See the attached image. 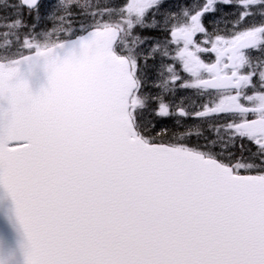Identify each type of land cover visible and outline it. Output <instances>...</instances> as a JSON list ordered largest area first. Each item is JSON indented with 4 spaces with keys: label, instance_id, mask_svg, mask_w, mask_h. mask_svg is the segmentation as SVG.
Here are the masks:
<instances>
[{
    "label": "snow or ice",
    "instance_id": "6c2138e0",
    "mask_svg": "<svg viewBox=\"0 0 264 264\" xmlns=\"http://www.w3.org/2000/svg\"><path fill=\"white\" fill-rule=\"evenodd\" d=\"M9 10L0 264H264V0Z\"/></svg>",
    "mask_w": 264,
    "mask_h": 264
},
{
    "label": "flooded vegetation",
    "instance_id": "af4514ba",
    "mask_svg": "<svg viewBox=\"0 0 264 264\" xmlns=\"http://www.w3.org/2000/svg\"><path fill=\"white\" fill-rule=\"evenodd\" d=\"M122 1L123 0H114L113 3H121ZM202 2H203V0H168V5L170 8H172V10H176L184 4H196V3H202ZM233 13H234V10H226L225 12L222 13L221 17H217V16L211 17L210 20L207 22L209 28H211L213 26L212 22H211L212 20L217 21V23H219L220 26L223 27L226 22L231 21L233 19ZM150 34L153 36H161L162 35L159 33H150ZM152 90L154 91V89H152ZM180 97H188L190 99H196L193 96V94L187 90H179L177 92V95H176L177 101H179ZM198 104H199V100H197V105ZM175 119H176L175 117H170L165 121V123L167 124V126L169 128H176L177 127L176 123H175ZM187 123L192 124V123H194V121L188 120ZM193 142H195V140H193Z\"/></svg>",
    "mask_w": 264,
    "mask_h": 264
},
{
    "label": "rangeland",
    "instance_id": "374dc122",
    "mask_svg": "<svg viewBox=\"0 0 264 264\" xmlns=\"http://www.w3.org/2000/svg\"><path fill=\"white\" fill-rule=\"evenodd\" d=\"M101 2L103 3V2H105V0H101ZM8 13H12L11 10H9ZM13 17H15V14L14 13H13Z\"/></svg>",
    "mask_w": 264,
    "mask_h": 264
}]
</instances>
